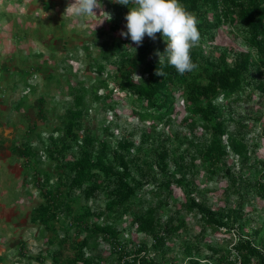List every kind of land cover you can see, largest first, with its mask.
<instances>
[{"label": "rangeland", "instance_id": "rangeland-1", "mask_svg": "<svg viewBox=\"0 0 264 264\" xmlns=\"http://www.w3.org/2000/svg\"><path fill=\"white\" fill-rule=\"evenodd\" d=\"M72 2L0 0V264H75L74 245L87 235V230L69 224L72 220L70 215L61 217L60 214L55 221V231L44 230L42 233L40 225L32 220L37 206L45 201L46 188L56 186L64 175L63 166H58L57 161L49 156V135L55 137L53 139L58 144L64 140L63 130L55 129L62 127V116L72 103L73 87L83 85L87 88V114L82 116V128L78 129L81 136L88 132L115 147L118 141L132 135L134 144L131 153L142 147L151 161L156 158L150 154L153 152L149 148L159 145H164L174 154L182 152L186 160L195 155V168L200 169V173L195 176L187 174V179H194L197 183L192 195L197 200H204L212 209L225 206V209L237 211L235 191L238 177L251 175V184L255 180L264 183V97L254 94L252 100H241L226 113L227 117L244 122L245 126L239 134L246 141L245 164L242 166L240 156L230 150L225 160L212 172L194 147L188 146L190 140H208L210 132L201 127L190 131L182 123L185 114L183 97L178 93L173 122L167 127L158 125L155 133L151 131L148 120H140L130 112L131 105L124 92L112 93L117 101L114 107L108 106L109 99H93L91 84L94 79L107 81L109 87L113 85L116 65L105 62V70L99 73L92 63L98 57L102 43L110 41L105 33L110 21L99 24L102 16L74 18L64 14ZM101 4L114 16L116 4L111 0H101ZM123 19L114 37L124 41L127 51L132 53L138 46L130 38L119 34L121 30L126 31ZM200 48L202 65L206 64L208 57L213 58V54L219 62L232 63L235 57L247 51L256 62L254 49L246 42L242 32L228 22L220 25L215 41L201 42ZM256 66L260 76L264 77V68ZM139 75L137 73L133 78L137 79ZM108 90L103 87L99 93L106 94ZM228 123L232 124L231 121ZM228 127V130H235L232 125ZM145 131H150L153 136L141 142ZM26 144L34 152L33 155L24 153ZM76 153L75 145L65 151L60 163L64 165ZM156 172L154 167L151 170L154 175L147 176L158 184L162 178L159 173L155 176ZM133 174H138L136 169H133ZM231 174L236 176L235 182H232ZM46 175L49 179L44 183ZM174 191L175 199L173 197L162 211L163 221L185 206V188L176 187ZM155 193L156 189L150 184L143 188L139 196L155 202L158 199ZM160 195L164 196V193ZM245 195L246 202L239 210L241 217L234 220L231 216L229 220H233V225L229 229L224 225L209 229L196 210L184 211V226L173 233L162 247L153 248L148 235L128 231L131 217L126 215L113 222L120 232V250H113L108 242L97 236L88 240L85 255L98 260V264H124L123 260L138 255L133 250L145 241L147 249L141 250L139 257L156 264H245L233 249L239 238L250 239L264 253V197L253 186L246 188ZM82 205L93 212L102 211L105 194L98 192L97 197L92 199H85L78 191L71 194L73 213L79 212ZM88 220L91 223L96 218ZM229 249L230 252H227ZM135 264L142 263L137 260ZM248 264L261 262L255 256Z\"/></svg>", "mask_w": 264, "mask_h": 264}, {"label": "trees", "instance_id": "trees-1", "mask_svg": "<svg viewBox=\"0 0 264 264\" xmlns=\"http://www.w3.org/2000/svg\"><path fill=\"white\" fill-rule=\"evenodd\" d=\"M180 3L199 18L202 42L215 41L220 25L228 22L242 32L246 42L254 49L256 62L247 51L235 57L232 63H226L224 60L219 62L213 54L211 56L213 58L208 57L206 64L202 65V50L199 46L191 51L192 60L198 64V69L181 75L167 65L166 61L163 65L158 63L155 52L163 53L166 47V42L159 34L155 41L146 36L135 52L127 51L125 42L115 38L114 32L121 28L120 22L128 8L114 3L116 12L105 32L110 41L102 43L98 57L92 62L99 73L105 70V62L116 65L113 85L109 87L107 81L94 79L91 84L93 99L102 98L104 101L109 99L108 106L114 107L117 101L112 93L124 92L131 105L130 112L140 120H148L151 131L155 133L158 125L167 127L173 122V116L177 113L178 93L183 97L185 114L181 119L182 123L186 124L190 131L201 127L205 132H210L208 140L202 142L200 139L190 140L188 146L194 147L212 172L225 160L230 150L240 156V163L243 166L247 160L246 141L239 133L245 125L240 120L227 117L226 113L239 101L252 100L254 94L264 97V77L260 76L261 73L256 66L264 68V0H180ZM157 68L165 72L164 77L155 75ZM137 73L140 75L134 79L133 76ZM103 87L109 89L108 93H99ZM71 92L72 103L62 116V127L58 126L55 129L63 130L64 140L58 144L56 139H53L55 137L49 135L51 140L49 156L57 161L58 166H63L64 175L56 186L46 188L45 201L37 206L32 220L40 225L41 233L44 230L55 231L56 219L60 214L61 217L65 214L66 217L71 216L69 224L73 227L87 230V235L74 245L75 264H98V260L94 261L86 256L84 251L88 240L97 236L108 242L113 250H120V232L113 222L126 215L131 217L128 231L148 235L152 247L158 248L184 226L182 217L184 211L196 210L209 229L214 230L223 225L229 229L228 227L233 225L230 217L234 216V220L241 217L239 210L246 202V188L253 186L258 194L264 197V183L255 180V183L251 184V175L240 176L237 178L239 184L235 191L237 211L225 209V206L218 210L212 209L204 200H197L192 195L197 183L194 179H187V174L195 176L200 173V169L195 168V155L186 160L182 152L174 154L164 145H159L157 149L153 146L149 148L153 152L150 154L156 158L155 161H151L142 147L134 154L131 153L134 144L132 135L118 141L115 147L88 132L81 136L78 129L82 128V116L87 114V88L81 85L79 88L73 87ZM230 121L232 124L228 123ZM231 125L235 130H228V126ZM149 136H153L150 131L142 133L141 142L147 141ZM75 145L76 155L71 160H66L64 165L60 163L61 158L65 157V151ZM24 149L27 156L34 154L28 144ZM170 165H173L172 169ZM154 167L157 170L155 176L159 173L162 178L158 184L147 176ZM133 169H136L137 175L133 174ZM230 177L232 182L236 181V176L231 174ZM48 179L46 175L44 183H47ZM150 184L156 189L155 194L158 196L155 202L146 201L144 196H139L143 188ZM181 186L187 192L184 208L175 210L163 221L162 211L173 197L175 199L174 189ZM76 191L85 199L96 198L98 192L104 193V209L93 212L86 205H82L79 212L73 213L70 200L71 194ZM161 193H164V196L160 195ZM89 218L96 220L89 223ZM146 249V242L142 241L133 250L138 255L131 257L130 260H123L124 264H135L137 260L142 264H156L152 260L140 259L139 252ZM233 249L236 255L242 257L245 264L255 256L264 264V253L253 245L250 239L239 238ZM124 254L128 255L130 252ZM121 256L122 254L119 255Z\"/></svg>", "mask_w": 264, "mask_h": 264}, {"label": "clouds", "instance_id": "clouds-1", "mask_svg": "<svg viewBox=\"0 0 264 264\" xmlns=\"http://www.w3.org/2000/svg\"><path fill=\"white\" fill-rule=\"evenodd\" d=\"M111 2L128 8L124 17L126 31H120L121 37L130 38L133 44L140 46L145 36L155 41L159 34L166 42L163 53L155 52L159 64L163 65L166 61L167 65L181 75L198 69V64L192 60L191 51L201 46L203 37L199 29L200 21L195 13L180 3V0H111ZM64 14L74 18L102 16L99 24L113 19L112 13L104 10L101 0H73L66 7ZM155 75L164 77L165 72L157 68Z\"/></svg>", "mask_w": 264, "mask_h": 264}]
</instances>
